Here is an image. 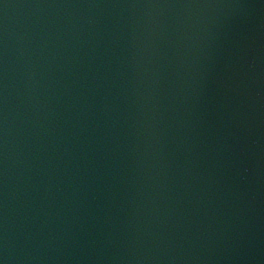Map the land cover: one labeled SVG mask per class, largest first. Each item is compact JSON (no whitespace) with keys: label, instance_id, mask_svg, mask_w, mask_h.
<instances>
[{"label":"water","instance_id":"95a60500","mask_svg":"<svg viewBox=\"0 0 264 264\" xmlns=\"http://www.w3.org/2000/svg\"><path fill=\"white\" fill-rule=\"evenodd\" d=\"M0 264H264V0H0Z\"/></svg>","mask_w":264,"mask_h":264}]
</instances>
